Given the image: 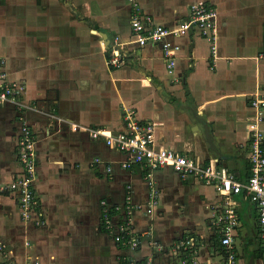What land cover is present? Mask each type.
<instances>
[{
  "label": "crops",
  "instance_id": "1",
  "mask_svg": "<svg viewBox=\"0 0 264 264\" xmlns=\"http://www.w3.org/2000/svg\"><path fill=\"white\" fill-rule=\"evenodd\" d=\"M137 1L168 27L186 18L190 4L214 6L215 53L192 33L173 38L181 51L172 76L157 44L131 45L126 64L113 67L106 49L115 37L131 36L129 0H0V70L25 85L26 105L0 102V188L22 173L17 144L27 124L35 135L37 211L44 221L37 225V213L23 220L16 194L0 189V246L6 252L0 250V260L120 264L122 250L102 225L101 202L123 205L129 195L141 206L132 212L143 239L136 257L150 253L151 239L170 245L191 234L201 242V261L220 259L218 236L208 229L210 208L221 203L211 184L183 180L169 167L150 178L144 167L122 168L126 154L90 131L117 135L132 115L153 126L158 146L228 167L245 180L250 101L264 94V0ZM234 199L236 264H264L257 208L243 194Z\"/></svg>",
  "mask_w": 264,
  "mask_h": 264
},
{
  "label": "built area",
  "instance_id": "2",
  "mask_svg": "<svg viewBox=\"0 0 264 264\" xmlns=\"http://www.w3.org/2000/svg\"><path fill=\"white\" fill-rule=\"evenodd\" d=\"M129 1L131 36L127 41L115 37L111 46L106 49L107 62L110 66L120 67L126 64L134 51V47H130L133 44L137 45V48L157 44L161 48L166 71L172 76L181 51V45L173 41V38L192 33H197L208 40L212 45V52L215 53L218 39V10L214 6L205 1L190 4L186 18L168 27L157 23L151 14L143 10L137 0ZM261 57H264V54ZM24 91V84L10 80L7 74L0 70L1 103L11 101L24 109L26 107L22 101ZM250 107L253 110L249 123L250 142L247 154L250 174L245 180L234 176L228 167L217 166L213 162L205 165L172 147L158 146L153 126L148 123L140 124L131 117L132 115L128 117L124 132L112 135L100 129H92L90 135L95 139L105 138L109 147L126 154V160L120 162L122 168L144 167L148 170L147 176L150 178L159 168L169 167L183 180L195 177L211 184L221 199L220 204L210 208L212 220L208 226L211 234L218 236L221 246L220 259L215 264H236L235 239L239 234L240 221L235 195L243 194L255 204L258 211L260 246L264 252V94H255L251 98ZM71 127L76 130L78 125L72 124ZM17 145L22 173L0 189L16 194L23 220H28L37 213V225H42L44 221L40 217L42 213L37 211L39 199L35 189L37 177L35 135L27 124L21 126ZM155 197L156 194H152L148 202L149 207L155 203ZM101 206L102 225L122 250L120 264H210L199 259L201 242L196 235L191 234L182 236L170 245L151 239L148 241L150 253L142 258L136 257L135 253L142 247L143 239L132 225V212L141 206L136 204L130 195L123 205L111 206L103 200ZM4 247L0 246L3 252ZM0 264L15 263L11 259H2ZM23 264H40V261L28 257Z\"/></svg>",
  "mask_w": 264,
  "mask_h": 264
},
{
  "label": "rangeland",
  "instance_id": "3",
  "mask_svg": "<svg viewBox=\"0 0 264 264\" xmlns=\"http://www.w3.org/2000/svg\"><path fill=\"white\" fill-rule=\"evenodd\" d=\"M159 62V61H158Z\"/></svg>",
  "mask_w": 264,
  "mask_h": 264
}]
</instances>
